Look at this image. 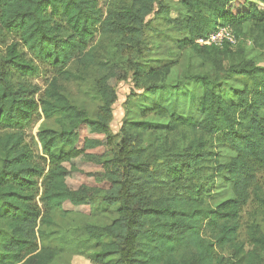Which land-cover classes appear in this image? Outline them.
Instances as JSON below:
<instances>
[{
	"label": "trees",
	"instance_id": "obj_1",
	"mask_svg": "<svg viewBox=\"0 0 264 264\" xmlns=\"http://www.w3.org/2000/svg\"><path fill=\"white\" fill-rule=\"evenodd\" d=\"M110 1L0 0V39H15L0 54V264H47L38 243L47 236L41 227L53 226L55 211L92 215L95 193L102 194L103 212L116 213L108 226L85 228L102 246L92 254L97 263L109 264L118 256L117 264H258L264 218L262 225L253 219L248 226V244L240 241L239 231L249 202L254 199L264 209L258 177L264 173V67L244 59L229 65V76L248 81L234 91L232 102L208 76L189 77L203 88L196 106L200 119L169 113L159 104L145 111L144 116L167 119V133L189 131L184 150L144 148L143 133L156 129L145 120L125 122L117 144L110 123L118 71L111 67L100 76V106L92 116L72 103L61 82L82 79L97 66L94 47L100 37L118 35L140 45L150 15L170 21L160 0H132L118 11H106ZM254 2L264 0H182L183 13L173 22L183 34L180 45L198 47L213 60L215 52L232 54L228 45L200 47L196 41L220 26L233 28L238 38L245 24L264 26V10ZM75 65L79 73L72 70ZM135 75L137 82L155 77L139 64ZM38 78L47 81L44 90L31 83ZM167 88L155 82L145 90L155 96ZM42 117L37 139L47 167L25 143L26 130ZM198 132L236 156L220 163ZM204 163L233 184L235 197L215 208L201 204L196 185L180 183ZM39 187L42 208L36 201ZM225 248L229 255L218 253Z\"/></svg>",
	"mask_w": 264,
	"mask_h": 264
},
{
	"label": "rangeland",
	"instance_id": "obj_2",
	"mask_svg": "<svg viewBox=\"0 0 264 264\" xmlns=\"http://www.w3.org/2000/svg\"><path fill=\"white\" fill-rule=\"evenodd\" d=\"M182 0H160L162 6L168 11L170 23L161 15L153 13L146 19L140 45L129 38L111 35L102 36L94 47L97 66L83 72V78L70 83L61 82L65 94L73 104L80 109L95 115L98 112L100 101L98 97V81L105 70L114 67L119 73L116 85L117 100L112 107V121L110 133L115 138V143L120 144L123 136L121 129L125 122L148 121L154 124L155 130L143 133L142 146L147 149H157L168 146L173 152L188 147L192 134L189 131L178 130L167 133L164 127L167 119L155 115L144 116L145 111L154 105H162L169 113L191 116L200 119L196 110L197 102L203 94L202 86L188 80L195 75L208 76L215 81V88L228 101L234 100V91L243 88L248 81L245 77L231 75L226 72L232 62L244 59L246 62L264 67V26L252 27L245 24L239 31V44L231 49L232 54L214 53V60L205 51L198 47H183L180 40L183 34L173 22L177 21L183 13ZM132 0H111L106 6V11H118L130 5ZM264 10L263 2H254ZM158 6H155L157 12ZM138 39V40H139ZM13 36L6 35L0 39V54L6 51L8 45L14 42ZM32 56V55H30ZM141 65L147 71L153 70L154 79L142 77L135 81V65ZM81 68L77 65L72 69L79 73ZM155 82L168 85L165 91L153 96L145 88ZM42 90L46 88L45 78L31 80ZM45 124L42 117L31 129L26 130L25 143L35 155L36 161L47 167V156L42 152V147L37 139V133ZM46 126H52L47 123ZM0 133L2 131L0 130ZM203 136L198 132L197 137ZM207 141V150L214 155H219L220 163H229L236 155L229 149L216 145L209 137L203 136ZM168 149V150H169ZM111 156L112 147L109 148ZM213 164L204 163L201 168L191 171L183 176L182 185H196L202 190L201 204L204 207L215 208L219 204L235 197L233 184L226 181L225 174H214ZM259 181L264 187V173L258 174ZM42 188L36 201L39 207ZM92 215L73 214L62 216L58 211L50 215L53 226L41 227L47 235L39 239V248H43L47 264H101L97 263L92 254L102 249L94 240L88 237L85 230L88 226L104 227L116 218L114 209L101 210L102 194L95 193ZM253 199V197H252ZM264 209L254 202H249L241 212L239 239L248 244V226L253 219L262 225ZM208 236V231L205 232ZM228 249L218 250L219 254H228ZM258 264H264V246L257 250ZM119 257L112 258L109 264H117ZM104 264V263H103ZM246 264V263H245Z\"/></svg>",
	"mask_w": 264,
	"mask_h": 264
},
{
	"label": "built area",
	"instance_id": "obj_3",
	"mask_svg": "<svg viewBox=\"0 0 264 264\" xmlns=\"http://www.w3.org/2000/svg\"><path fill=\"white\" fill-rule=\"evenodd\" d=\"M196 44L200 47L212 46L221 48L228 45L233 48L239 44V38L233 28L220 26L208 36L197 39Z\"/></svg>",
	"mask_w": 264,
	"mask_h": 264
}]
</instances>
